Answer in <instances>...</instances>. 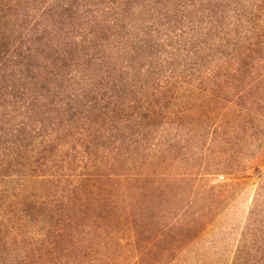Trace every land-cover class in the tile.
Masks as SVG:
<instances>
[{"label":"trees","instance_id":"obj_1","mask_svg":"<svg viewBox=\"0 0 264 264\" xmlns=\"http://www.w3.org/2000/svg\"><path fill=\"white\" fill-rule=\"evenodd\" d=\"M248 165L264 0H0V264H215ZM228 264H264V179Z\"/></svg>","mask_w":264,"mask_h":264},{"label":"rangeland","instance_id":"obj_2","mask_svg":"<svg viewBox=\"0 0 264 264\" xmlns=\"http://www.w3.org/2000/svg\"><path fill=\"white\" fill-rule=\"evenodd\" d=\"M248 178L246 186H243L230 208L226 210L218 227L208 235L200 249L210 253L211 260L215 264H228L235 252L241 229L246 221L249 209L253 202L258 184L264 179V166L257 168L248 165ZM211 183H220L223 180L211 177Z\"/></svg>","mask_w":264,"mask_h":264}]
</instances>
